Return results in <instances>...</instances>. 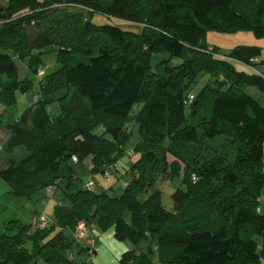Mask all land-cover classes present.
Listing matches in <instances>:
<instances>
[{
	"label": "trees",
	"instance_id": "obj_1",
	"mask_svg": "<svg viewBox=\"0 0 264 264\" xmlns=\"http://www.w3.org/2000/svg\"><path fill=\"white\" fill-rule=\"evenodd\" d=\"M94 14L126 27L96 23ZM208 31L263 38L264 0H0V105L38 84L20 115L4 120L0 111L8 132L0 179L10 193L31 197L52 188L62 162L71 169L68 203L53 207L48 226L5 222L0 264H77L64 250L79 241L71 231L80 220L132 243L118 264H264V101L246 93L251 86L264 95V77L232 62L255 67L261 47L223 52ZM47 49L59 66L38 79ZM157 53L180 62L152 63ZM21 61L32 78L20 77ZM54 91H62L60 112L51 117ZM130 121L140 139L127 184L118 194L79 187L71 162L90 157L91 172L112 175ZM180 173L173 211L158 189L138 198L156 178Z\"/></svg>",
	"mask_w": 264,
	"mask_h": 264
},
{
	"label": "rangeland",
	"instance_id": "obj_2",
	"mask_svg": "<svg viewBox=\"0 0 264 264\" xmlns=\"http://www.w3.org/2000/svg\"><path fill=\"white\" fill-rule=\"evenodd\" d=\"M92 20L96 23H115L120 25L122 28L126 27L124 23L104 15L94 14ZM206 38L209 43H215L219 47H221L220 49L223 52L238 43H248V41L256 42L259 39H255L252 33L245 31L229 34L208 31ZM263 42L264 41H262V43ZM261 45L263 44L260 43L259 46L262 47ZM41 58L42 62L40 63V67L37 69L35 76L38 79L45 75L47 72L55 70L59 66L56 62L55 51H48L47 49L46 52L41 55ZM162 58L168 59V53L155 54L152 63H155L157 60H160ZM179 62L180 59H178L177 57L169 58L170 64H177ZM232 62L234 64L240 65V63L238 62ZM18 66L21 78L27 75V77L32 78V76H30L28 73L27 67H25V61L19 62ZM203 82V79H201L194 87V90L198 89L203 84ZM28 92L31 93V96L33 95L32 101H35V99L37 98L36 94L38 93L37 79L33 80L31 88L28 90ZM246 93L253 96L255 99L264 101L260 97V91L255 87H248L246 89ZM61 94L62 91H54L49 96H47L48 101L46 103V107L51 117L56 116L60 112V106L57 99ZM30 100L31 98H29V94H27V91L22 92L21 90H16L14 104L7 107L0 105V111H4L3 119L11 120L15 116L20 115L23 110L29 105ZM138 107L139 106L134 105L132 108V113H135ZM127 126L128 129H131L132 132L125 144L124 153L118 158L116 164L114 163V166L116 165V167L113 168L112 175L106 176L104 175V173L102 174L99 172H91L90 168L92 166V163L90 157L84 159L81 162H71L70 165L72 166V173L74 177H76L75 181L77 182L79 187H82L87 180H92L94 183L91 188L92 190L102 191L106 189L109 193L118 194L121 191V187H124L127 184V182L125 181L129 179V175L124 172L139 157L138 153L134 154L133 156H129L128 152L134 148V145L140 139V135L135 123L133 121H130ZM94 131L96 133H100L101 128L98 127ZM2 147L0 148V165L5 164L7 156L5 153L4 145ZM15 151L16 155L22 154L24 152L22 147H17ZM168 158L171 160L170 156ZM58 174V179L50 190H40L34 193L31 197L17 196L13 193H10L8 191V185L2 179H0V233H3L5 231V222L12 218L19 219L23 224H27L31 222L32 217L36 218L42 216L40 217V220L34 221L35 224H37L40 229L50 224V216L52 214L53 207L58 203H68L65 191L68 176L69 174H71V169L68 168L67 163H61ZM180 176L181 173L178 177L176 176L172 179H164L160 177L156 178L154 184L149 188V190L140 193L138 198L140 200H143L151 191H153V189H158L161 192L162 205L167 210L173 211L174 203L171 197V193L177 186L180 185ZM124 217L129 220L130 213L126 211ZM43 219L45 220L44 224L41 222V220ZM82 223H84V221H78L74 230L71 231V233L74 234V238H78L76 237V230ZM66 233L68 232L66 231ZM78 240L79 241L76 242H78L79 244L75 242L70 247L64 250V254L77 264H118L122 253L129 249L130 245H132V243H130L128 240L117 239L114 236L113 227H108L104 230L99 231L93 226V224L90 226H86L84 235L81 238H78ZM84 246L88 249H86ZM38 264L46 263L42 260H39ZM155 264L159 263L156 261Z\"/></svg>",
	"mask_w": 264,
	"mask_h": 264
},
{
	"label": "crops",
	"instance_id": "obj_3",
	"mask_svg": "<svg viewBox=\"0 0 264 264\" xmlns=\"http://www.w3.org/2000/svg\"><path fill=\"white\" fill-rule=\"evenodd\" d=\"M262 39H264V37L263 38H259L256 42L248 41V43H238V44H254V45H260V43H261L263 45H261L262 49H261V54H260L259 59H258V61H259L258 65H256L255 67H249V66H246L244 64L242 65L241 63H240V65L234 64L237 70L245 71L246 73H251V74L252 73H258V74H260L261 76L264 77V54H263L264 53V42L262 43V41H264V40H262ZM210 44H215V43H210ZM215 45H217V44H215ZM228 49H230V48H228ZM228 49H226L225 51H227ZM27 94H29V98H31V100H30V103H31L33 95L31 96V93L28 92V91H27ZM260 97H261V99H264V95L261 94V93H260ZM7 136H8V132L5 129L0 128V146L1 147L4 145ZM3 166L4 165H0V167H3ZM263 169H264V143H263ZM259 202H260V207L259 208H260L261 212H264V186H263V188L261 190V193H260V196H259ZM131 248H133L132 245H130L129 249H131Z\"/></svg>",
	"mask_w": 264,
	"mask_h": 264
},
{
	"label": "built area",
	"instance_id": "obj_4",
	"mask_svg": "<svg viewBox=\"0 0 264 264\" xmlns=\"http://www.w3.org/2000/svg\"><path fill=\"white\" fill-rule=\"evenodd\" d=\"M193 98V96H189V100H191ZM128 155L129 156H133L134 155V151L133 150H130L129 152H128ZM73 160L75 161L76 160V158L75 157H73ZM115 167V166H114ZM111 172L109 171V170H107V171H105L104 172V175H106V176H108V175H111L110 174ZM94 185V183H93V181L92 180H87L85 183H84V185H83V187L84 188H87V189H90V188H92V186ZM40 217H42V216H40ZM40 217H36V218H31V222H34V221H36V220H40ZM41 222L44 224L45 223V220L43 219V220H41ZM35 223V222H34ZM85 230H86V226L84 225V223H82V224H80L79 226H78V228H77V230H76V237H78V238H81L83 235H84V232H85Z\"/></svg>",
	"mask_w": 264,
	"mask_h": 264
}]
</instances>
